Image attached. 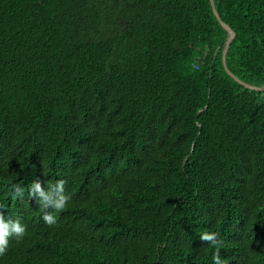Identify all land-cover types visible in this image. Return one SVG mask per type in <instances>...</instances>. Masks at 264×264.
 <instances>
[{
  "label": "trees",
  "instance_id": "1",
  "mask_svg": "<svg viewBox=\"0 0 264 264\" xmlns=\"http://www.w3.org/2000/svg\"><path fill=\"white\" fill-rule=\"evenodd\" d=\"M213 2L263 86L264 0ZM227 37L209 0H0V206L26 225L0 264H264V90ZM36 177L65 180L55 224L12 195Z\"/></svg>",
  "mask_w": 264,
  "mask_h": 264
},
{
  "label": "clouds",
  "instance_id": "2",
  "mask_svg": "<svg viewBox=\"0 0 264 264\" xmlns=\"http://www.w3.org/2000/svg\"><path fill=\"white\" fill-rule=\"evenodd\" d=\"M42 177V176H41ZM65 180L58 179L53 184H48L45 179L36 177L29 182L27 189L19 184L12 187V195L16 198H27L33 204L39 206L45 211L42 219L46 224L52 225L56 223L55 212L65 209L69 196L64 193ZM51 209L52 211H48ZM26 233V225L17 219H12L7 215L6 210L0 206V255L5 254L9 247L10 238L20 240ZM200 240L215 245L217 243V233L203 232L199 236ZM212 264H227V261L221 259L220 250L217 248L212 255Z\"/></svg>",
  "mask_w": 264,
  "mask_h": 264
},
{
  "label": "water",
  "instance_id": "3",
  "mask_svg": "<svg viewBox=\"0 0 264 264\" xmlns=\"http://www.w3.org/2000/svg\"><path fill=\"white\" fill-rule=\"evenodd\" d=\"M210 1V4H211V7H212V11L215 15V17L217 18V20L219 21V23L221 24V26L224 28V30H226V32L228 33V37L225 39V41L223 42L224 46H223V50H222V62H223V67L225 69V71L227 72V74L229 76H231L236 82H238L239 84L243 85L244 87L248 88V89H251V90H264V85L263 86H260V87H257V86H252V85H249V84H246L244 82H242L240 79H238L233 73H231L227 67H226V64H225V54H226V51H227V48L231 42V40L233 39L234 37V32L231 30V28H229L227 25H225L219 18L216 10H215V7H214V2L213 0H209Z\"/></svg>",
  "mask_w": 264,
  "mask_h": 264
}]
</instances>
